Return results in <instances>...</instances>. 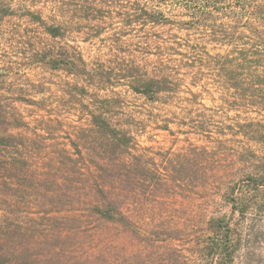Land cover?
Returning <instances> with one entry per match:
<instances>
[{
  "label": "trees",
  "instance_id": "1",
  "mask_svg": "<svg viewBox=\"0 0 264 264\" xmlns=\"http://www.w3.org/2000/svg\"><path fill=\"white\" fill-rule=\"evenodd\" d=\"M173 1L190 17L186 32L163 39L159 65L147 70L131 60L120 78L149 102L183 110L184 115L188 108L209 109L201 101L202 93H218L237 107L264 110V97L244 93L257 90L255 85L264 81V0ZM139 10L151 15L145 7ZM60 27L49 26L48 31L59 37ZM219 47L222 50L213 51ZM78 56L51 57L50 64L74 73L86 63ZM82 71L88 73L85 66ZM111 99L103 102L108 105ZM91 115L99 135L91 142L102 154L89 164L66 152L32 164L27 143L0 137V264H193L194 256L207 264H235L240 239L234 215L255 208L248 201L249 192L236 188L244 165H234L237 173L221 185L220 155L212 154L207 142L170 151L160 165L141 149L133 122L116 124L107 107ZM200 116L194 133L203 138L217 133L215 120ZM234 123L231 126H238L243 135L248 126L256 141H264V120ZM76 151L79 157L77 144ZM238 155L234 153L235 159ZM190 170L196 188L220 185L231 205L206 217L199 241L191 240L181 210L171 203L183 197L180 189L189 184ZM249 177L255 189L264 186V171ZM31 190L44 191L51 205L39 222L13 199L19 194L25 199Z\"/></svg>",
  "mask_w": 264,
  "mask_h": 264
},
{
  "label": "rangeland",
  "instance_id": "2",
  "mask_svg": "<svg viewBox=\"0 0 264 264\" xmlns=\"http://www.w3.org/2000/svg\"><path fill=\"white\" fill-rule=\"evenodd\" d=\"M140 6L151 15L141 12ZM189 19L185 9L173 0H0V137L12 136L16 142L27 143L32 164L65 152L81 162L99 160L102 153L91 142L99 136L91 113L107 107L116 124L133 122L141 149L160 165L170 151L207 142L212 154L220 155L217 176L221 185L237 173L232 170L234 165H244V177L236 188L249 192L248 201L255 206L245 215H234L240 239L235 264H264V186L255 189L249 177L252 172L264 171V141H256L248 126L244 135L238 126H231L239 120H264V110L237 107L218 93H202L201 101L209 109L188 108L184 115L183 110L149 102L120 78L131 60L147 70L159 65L163 39L170 33L186 32L189 25L185 21ZM55 25L61 26L63 35L55 37L48 31ZM74 55L83 56L86 62H81L74 73L50 64L51 57L67 59ZM84 66L88 73L82 71ZM255 86H259L257 90L244 93L264 97V81ZM105 98H112V102L105 104ZM201 114L215 120L217 133L209 135L213 137L194 133L195 120H200ZM76 144L81 150L79 157ZM237 152L240 159H235ZM192 171L189 184L180 189L183 197L178 195L171 203L181 210L180 218L190 227L191 240L199 241L206 217L231 205L220 185L213 184L204 191L196 188ZM42 192L31 190L25 199L19 197L22 194L13 197L38 222L51 208ZM192 261L207 264L200 256Z\"/></svg>",
  "mask_w": 264,
  "mask_h": 264
}]
</instances>
